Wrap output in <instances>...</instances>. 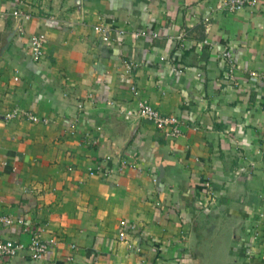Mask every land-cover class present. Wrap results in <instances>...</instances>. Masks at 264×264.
<instances>
[{
  "label": "crops",
  "instance_id": "0c3cea01",
  "mask_svg": "<svg viewBox=\"0 0 264 264\" xmlns=\"http://www.w3.org/2000/svg\"><path fill=\"white\" fill-rule=\"evenodd\" d=\"M222 1L0 0V213L50 242L40 259L0 264H202L220 231L235 262L264 264V82L252 75L264 74V0ZM139 102L177 117L181 135ZM13 108L37 119L5 120ZM206 181L215 198L202 206ZM27 238L0 225L2 240Z\"/></svg>",
  "mask_w": 264,
  "mask_h": 264
},
{
  "label": "built area",
  "instance_id": "2783aa9c",
  "mask_svg": "<svg viewBox=\"0 0 264 264\" xmlns=\"http://www.w3.org/2000/svg\"><path fill=\"white\" fill-rule=\"evenodd\" d=\"M263 0H223L221 2V7L225 8L229 12H236L243 8H254ZM12 15L14 17L21 18L22 20L29 19L30 15L22 12L19 9L12 10ZM95 30L100 31L102 34V38L104 41L109 40L108 34L106 30L97 25L94 27ZM123 34V31L120 32ZM132 35L136 36H144L148 35L146 30H138L132 32ZM156 33H152V36H156ZM46 43V37L43 33H38L33 35L30 39V54L31 58L34 62H38L42 59L44 55V46ZM183 46V43L181 44ZM218 58L224 62L231 70L233 66V56L229 49H224L220 54L217 55ZM257 79H262L264 82V74L255 75L252 73ZM264 107V106H263ZM137 112L142 115L144 118L150 120L153 125L165 132V135L170 138H175L181 135V126L182 122L175 116L164 115L155 109L148 102H139V107ZM5 120H13L17 118H26L28 120L35 121L37 117L30 112H22L17 108L6 110L2 114ZM262 147L264 148V135ZM206 188L208 189V195L204 196L200 202L202 206H207L209 203H212L214 200V191L210 186V182L206 181ZM11 225L18 224L23 227L25 233L28 234V238L26 241L23 240H12V239H0V257L14 258L16 256L22 255L26 253L31 259L37 260L42 258L47 254L50 249V242L41 237V229H31L30 227L24 224V221L20 218H13L10 215H5L0 213V225ZM127 222L122 219L119 222V232L118 237L121 240L126 239L127 230H126ZM258 234L255 233L252 236V240H257ZM130 247L131 245L128 244ZM156 264H181L179 260L174 258L167 259L161 258L156 262Z\"/></svg>",
  "mask_w": 264,
  "mask_h": 264
},
{
  "label": "rangeland",
  "instance_id": "374dc122",
  "mask_svg": "<svg viewBox=\"0 0 264 264\" xmlns=\"http://www.w3.org/2000/svg\"><path fill=\"white\" fill-rule=\"evenodd\" d=\"M227 232L220 231L202 249V264H240L243 260L235 262L227 243Z\"/></svg>",
  "mask_w": 264,
  "mask_h": 264
}]
</instances>
